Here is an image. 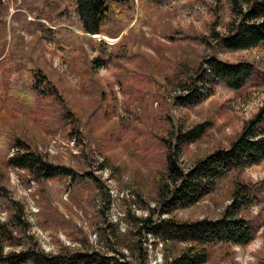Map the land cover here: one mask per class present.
Instances as JSON below:
<instances>
[{
	"label": "rangeland",
	"instance_id": "1",
	"mask_svg": "<svg viewBox=\"0 0 264 264\" xmlns=\"http://www.w3.org/2000/svg\"><path fill=\"white\" fill-rule=\"evenodd\" d=\"M141 1V25L131 36L121 38L125 31L115 39L95 34L75 45L56 44L41 28L31 31L25 21L33 17L20 20L18 12L25 9L0 0V132L21 138L48 162L90 173L77 181L68 176L35 180L27 169L6 163L14 147L0 154V222L9 221L0 233L3 254L31 244L52 254L62 248L113 253L131 240L134 218L156 205L162 136L175 126L210 124L180 156L188 166L227 147L264 106V45L229 51L209 36L212 30L224 32L232 19L229 0ZM209 56L249 63L253 73L233 89L208 75L204 59ZM200 64L208 89L183 106L174 99L182 93L179 81L202 74ZM32 68L47 76V92L55 96H34ZM237 184L251 201L240 214L252 238L243 246H209L206 264H264V159L229 172L209 194L174 214L181 220L216 219ZM13 202L23 210L17 222L11 220ZM103 225L120 234L119 243L105 235L99 241ZM155 240L142 237V246L149 249L151 264H161L163 247ZM180 247L170 245L167 253Z\"/></svg>",
	"mask_w": 264,
	"mask_h": 264
},
{
	"label": "trees",
	"instance_id": "2",
	"mask_svg": "<svg viewBox=\"0 0 264 264\" xmlns=\"http://www.w3.org/2000/svg\"><path fill=\"white\" fill-rule=\"evenodd\" d=\"M229 1L232 19L226 23L224 32L212 30L209 36L229 51L264 45V0ZM13 3L17 9H25V12H18L21 15L20 20L25 21L26 14L33 17L32 20L25 21L31 31L41 28L54 43L75 45L95 34L115 39L125 31L121 38L131 36L135 28L141 25L143 7L141 0L137 6L134 0H13ZM2 55L0 52V57ZM5 57L6 55L3 59ZM93 62H99V59L94 58ZM204 62L209 76L233 89L240 88L253 73V66L249 63H230L215 56L205 58ZM199 69L202 74L179 81L178 89L182 93L174 99L179 100L183 106L193 104L195 97L202 95V89H208L207 83L202 82L206 70L204 71L201 64ZM29 80H32L34 96H55V92H47V76L39 69L32 68ZM25 92L23 91L25 97L31 101V91ZM65 112L71 114L69 111ZM263 122L264 106L243 124L227 147L215 148L188 166L181 164L180 156L189 143L205 133L210 124L203 122L186 130L175 126L167 136H162L163 167L156 178V205L147 207L145 215L134 218L135 228L130 232L131 240L113 250V253L96 250L72 252L62 248L57 254H52L44 252L36 244H31L25 249L3 254V246L0 245V263L151 264L149 249L146 245L142 246V237L147 235L156 239L155 245L157 242L162 244L161 264H206L209 246L217 243L246 245L252 238V232L240 213L251 201L240 184L234 185L230 204L216 219L181 220L176 218L174 211L198 202L229 172L241 171L260 163L264 159V132H260ZM7 134L6 130L0 132V154L5 155L10 147H14L11 155L6 156V163L27 169L35 180L68 176L77 181L80 180L79 177L90 175L89 172L80 174L70 167L48 162L42 153L31 149L21 138H10ZM13 203L16 213L11 216V220L17 222L23 216V210ZM8 222H0V233L5 231L3 228ZM116 229L118 231L117 224ZM142 232L144 236L139 235ZM97 235L99 241L102 235L113 237L115 244L120 241V234L110 231L109 225L99 227ZM170 245L181 247L176 253L169 254L167 249Z\"/></svg>",
	"mask_w": 264,
	"mask_h": 264
},
{
	"label": "bare ground",
	"instance_id": "3",
	"mask_svg": "<svg viewBox=\"0 0 264 264\" xmlns=\"http://www.w3.org/2000/svg\"><path fill=\"white\" fill-rule=\"evenodd\" d=\"M106 39H110V38L106 37Z\"/></svg>",
	"mask_w": 264,
	"mask_h": 264
}]
</instances>
